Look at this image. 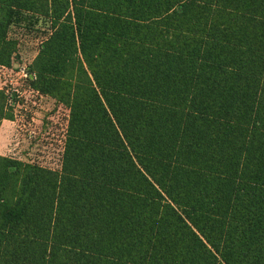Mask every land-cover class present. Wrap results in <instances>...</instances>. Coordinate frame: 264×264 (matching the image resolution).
<instances>
[{
  "label": "trees",
  "instance_id": "16d2710c",
  "mask_svg": "<svg viewBox=\"0 0 264 264\" xmlns=\"http://www.w3.org/2000/svg\"><path fill=\"white\" fill-rule=\"evenodd\" d=\"M22 13L70 114L60 170L0 155V264H264V0H0V66Z\"/></svg>",
  "mask_w": 264,
  "mask_h": 264
},
{
  "label": "rangeland",
  "instance_id": "374dc122",
  "mask_svg": "<svg viewBox=\"0 0 264 264\" xmlns=\"http://www.w3.org/2000/svg\"><path fill=\"white\" fill-rule=\"evenodd\" d=\"M50 34L42 18L22 13L9 29L16 42L10 66H0V89L12 94L14 120L0 128V155L42 167L60 170L69 123V109L32 88L30 67ZM11 80L20 89L14 92Z\"/></svg>",
  "mask_w": 264,
  "mask_h": 264
},
{
  "label": "built area",
  "instance_id": "2783aa9c",
  "mask_svg": "<svg viewBox=\"0 0 264 264\" xmlns=\"http://www.w3.org/2000/svg\"><path fill=\"white\" fill-rule=\"evenodd\" d=\"M2 67H5V66H2ZM11 85H12V87H13V91L14 92H19V89H20V86H19V84H18V82H17V80H11ZM2 90H4V89H2ZM6 91V90H5ZM6 93L10 96V102H11V104L13 105V98H12V94H10V92L7 90L6 91ZM39 93V92H38ZM40 94V93H39Z\"/></svg>",
  "mask_w": 264,
  "mask_h": 264
},
{
  "label": "crops",
  "instance_id": "0c3cea01",
  "mask_svg": "<svg viewBox=\"0 0 264 264\" xmlns=\"http://www.w3.org/2000/svg\"><path fill=\"white\" fill-rule=\"evenodd\" d=\"M4 123H5V122H4ZM4 123H3V124H4Z\"/></svg>",
  "mask_w": 264,
  "mask_h": 264
}]
</instances>
